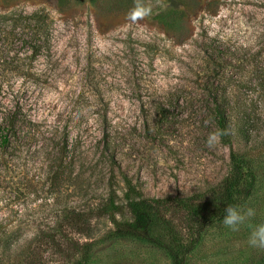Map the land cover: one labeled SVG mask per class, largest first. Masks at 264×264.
Here are the masks:
<instances>
[{
  "label": "rangeland",
  "instance_id": "374dc122",
  "mask_svg": "<svg viewBox=\"0 0 264 264\" xmlns=\"http://www.w3.org/2000/svg\"><path fill=\"white\" fill-rule=\"evenodd\" d=\"M35 12L48 30L35 55L30 43H0V113L19 106L43 126L67 127L82 174L68 203L88 214L84 231L63 227L68 250L92 242L86 264H171L145 241L100 240L112 220L132 219L124 178L144 197H197L226 176L231 149L254 177L240 205L256 209L252 223L264 218V0H0V15ZM214 96L230 110V144L209 146ZM30 184L18 200L0 186V264H67L45 233L51 200ZM182 214L171 213L180 226ZM221 221L185 264H264L248 227Z\"/></svg>",
  "mask_w": 264,
  "mask_h": 264
},
{
  "label": "trees",
  "instance_id": "16d2710c",
  "mask_svg": "<svg viewBox=\"0 0 264 264\" xmlns=\"http://www.w3.org/2000/svg\"><path fill=\"white\" fill-rule=\"evenodd\" d=\"M47 35L43 15L38 12L26 16L0 15V43L4 40L8 45L30 43L29 49L35 55L46 44ZM211 62L215 60L211 59ZM211 108L218 132H226L220 136L221 140L230 144L233 137L229 128L230 110L228 112L227 106L217 100ZM21 110L14 106L12 111L0 113V186L9 188L14 193L13 199L18 200L26 194L31 180L39 184L44 190L43 199L51 200L47 215L54 217L45 230L49 246L57 247V253L68 258L67 264H86L92 242L76 243L74 249L68 250V238L63 229L70 227L81 232L88 224V214L68 203V197L82 179L80 172L75 173L77 164L71 153L75 144L69 142L67 127L43 126L29 119ZM229 160V170L221 182L193 198L144 197L138 187L125 177L124 199L132 219L125 222L112 220L114 228L103 234L100 240L139 239L163 249L171 264H185L186 256L205 227L222 219L228 206L240 205L251 192L254 177L247 167L244 153L231 149ZM28 163L34 167L31 180L28 178ZM60 203L63 205L58 206ZM108 204L114 205V200L109 199ZM175 210L184 213L182 226L171 218ZM56 232L60 233L58 242L53 234Z\"/></svg>",
  "mask_w": 264,
  "mask_h": 264
},
{
  "label": "clouds",
  "instance_id": "9594fccd",
  "mask_svg": "<svg viewBox=\"0 0 264 264\" xmlns=\"http://www.w3.org/2000/svg\"><path fill=\"white\" fill-rule=\"evenodd\" d=\"M226 132H217L209 137V146L218 142L220 136ZM257 216V211L252 206H228L222 218V225L231 232H239L243 227H248L246 243L247 246L264 251V218H260L256 223H252ZM239 247V245H237Z\"/></svg>",
  "mask_w": 264,
  "mask_h": 264
}]
</instances>
